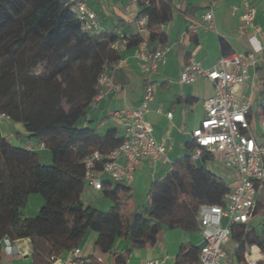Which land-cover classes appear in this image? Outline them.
Returning <instances> with one entry per match:
<instances>
[{"label": "trees", "instance_id": "obj_1", "mask_svg": "<svg viewBox=\"0 0 264 264\" xmlns=\"http://www.w3.org/2000/svg\"><path fill=\"white\" fill-rule=\"evenodd\" d=\"M136 1V20L146 16L148 39L165 45L160 25L170 19L171 0ZM115 37L113 29L82 30L62 0H0V113L23 123L28 137L43 142L51 154V163H41L37 151L0 134V261L4 237L29 240L30 264H52L91 230L94 247L103 254L114 255L122 238L126 244L116 260L123 262L132 249L153 245L162 227L200 230L199 206L223 203L230 190L221 176L206 169L213 156L203 153L197 165L189 143L187 154L154 177L144 200L129 212L123 201L131 198L130 185L109 178L99 191L112 201L110 207L102 211L84 204L82 159L96 150L109 152L123 137L115 127L100 134L77 124L91 104L103 65L120 56L108 46ZM142 39L137 32L129 34L127 47ZM220 48L221 54L231 52L222 38ZM259 112L264 114V105ZM31 193H38L43 204L35 216L23 217ZM254 213L264 216V181ZM230 229L238 256L245 245L264 247L245 224L233 223ZM198 249L182 245L177 264H201Z\"/></svg>", "mask_w": 264, "mask_h": 264}, {"label": "built area", "instance_id": "obj_2", "mask_svg": "<svg viewBox=\"0 0 264 264\" xmlns=\"http://www.w3.org/2000/svg\"><path fill=\"white\" fill-rule=\"evenodd\" d=\"M88 0H62L63 5L76 16L84 31H103L104 27L96 13L88 5ZM240 24L237 32L244 35L250 49L244 53L231 51L220 54L209 67L201 62L188 58L178 80L191 83L199 76H204L214 85L213 93L203 102L204 117L199 125L191 131V157L200 162L203 153H210L227 169L235 172V182L225 194L221 204H201L197 216L200 222L201 245L198 259L201 264H223V245L230 238L233 223L246 224L254 215L258 195L264 181V144L251 131L248 118L252 96L242 95L239 87L251 78L250 68L255 70L264 53V31L255 22V7L249 0H240ZM234 6L232 11H235ZM146 16L136 20L137 33H148L145 26ZM161 28L164 24L160 25ZM189 30H210L216 32L212 9H208L199 20L188 26ZM116 37L108 42L111 49L122 52L127 47L128 33L120 28L113 29ZM138 68L147 79L141 100L135 108H120L112 112V117L120 121L123 133L122 142L107 153L93 151L87 154L84 164V184L98 191L104 178L130 185L134 180L137 166L142 159H149L152 165L157 162L170 163L169 146L165 140H156L152 135V125L145 118L149 103L154 97L156 83L150 77L157 73L164 63L166 47L150 46L143 38L134 47ZM128 65L127 58L120 56L105 63L97 77L96 92L91 104L107 95L117 92L120 84L114 81V73ZM254 73V72H253ZM158 111H160L158 109ZM4 116L0 113V117ZM167 117L171 112L166 113ZM264 136V121L261 122ZM25 148L38 151L45 149L43 142H27ZM264 225V216L261 219ZM16 241V240H15ZM14 241L7 237L2 239V254L16 253ZM79 248H72L53 258L58 264H85L79 259ZM264 262V247L256 244L245 245L239 260L233 264H261ZM161 260L152 259L140 264H160ZM0 264L1 261H0ZM4 264H11L6 262Z\"/></svg>", "mask_w": 264, "mask_h": 264}, {"label": "crops", "instance_id": "obj_3", "mask_svg": "<svg viewBox=\"0 0 264 264\" xmlns=\"http://www.w3.org/2000/svg\"><path fill=\"white\" fill-rule=\"evenodd\" d=\"M87 2L104 27L120 28L128 34L136 33V17L140 11L136 0H88ZM249 2L256 9L255 22L264 31V0H249ZM234 6H237V9L232 11ZM208 9L213 11L216 32L189 30V24L199 20ZM240 15V0H171L170 19L164 23L163 27L167 35L166 43L163 45L166 47L165 61L159 66L157 73L150 77V80L156 83V90L145 114V118L152 125L153 137L158 141L165 140L168 144V158L171 163L187 154L191 131L204 117L202 102L214 91L213 83L204 76H199L191 83H184L178 80L179 74L191 56L201 62L202 66H211L221 54L220 38L225 40L230 51L239 53L248 51L250 46L246 37L237 32L241 21ZM141 36L147 39L150 46L158 45L156 41L148 39V33H142ZM134 51V47H130L120 52L128 61L125 68H120L114 73V81L120 84V89L90 104L85 116L77 121L79 126L94 128L100 134L115 127L123 135L120 121L112 117V112L120 108L138 106L143 87L147 82L138 68ZM249 71L251 78L244 82L238 91L244 96L250 94L252 96L248 115L250 128L264 144L261 128L264 114L259 112V106L264 105V53L255 70L250 68ZM167 112H171L170 117L166 116ZM0 134L10 143L21 147H25L27 142H37L36 139L28 137L23 123L5 115L0 117ZM44 150L47 149L37 152ZM215 161L217 159L213 158L207 163ZM218 163L219 170L208 166L209 170L221 176L227 184L231 182L233 185L236 178L235 172ZM170 165V163L162 162L152 165L147 158L140 161L128 192V195H131V205L128 206L129 209L126 208L125 213L144 200L153 178L163 175ZM262 217L263 215L254 213L245 225L246 229L254 230L264 243ZM95 238L96 234L93 231L86 230L76 246L80 250L78 257L85 260V264H140L152 259L161 260L160 264H177L182 245L199 248L202 242L199 230L162 227L153 245L134 248L123 262H119L116 258L123 255L125 241L122 238L117 239L114 245L116 253L113 255L99 252L94 247ZM14 245L16 253L3 254L1 263L30 264L32 256L29 240L18 239L14 241ZM237 245L232 237L223 245V264H233L240 259L235 252Z\"/></svg>", "mask_w": 264, "mask_h": 264}, {"label": "rangeland", "instance_id": "obj_4", "mask_svg": "<svg viewBox=\"0 0 264 264\" xmlns=\"http://www.w3.org/2000/svg\"><path fill=\"white\" fill-rule=\"evenodd\" d=\"M39 154H40L41 163L44 164L51 163V154L48 149L41 151ZM218 158L219 156H216L217 161L206 163L205 164L206 169L209 170L208 166H210L216 170H219L220 168L218 162L220 161L218 160ZM228 185L231 187L232 183L230 182L228 183ZM82 199L85 205L90 204L92 207L100 209L102 211H106L112 204V201L104 197L100 191L92 190L89 187H85L82 193ZM123 202L126 204L125 205L126 208L129 209L128 206L131 205V199L130 200L125 199ZM42 204H43V199L38 193L29 194L25 205L21 209L22 216L23 217L35 216L38 213Z\"/></svg>", "mask_w": 264, "mask_h": 264}, {"label": "water", "instance_id": "obj_5", "mask_svg": "<svg viewBox=\"0 0 264 264\" xmlns=\"http://www.w3.org/2000/svg\"><path fill=\"white\" fill-rule=\"evenodd\" d=\"M195 162H196V164H197V165H199V164H200V162H199L198 160H197V161H195Z\"/></svg>", "mask_w": 264, "mask_h": 264}]
</instances>
